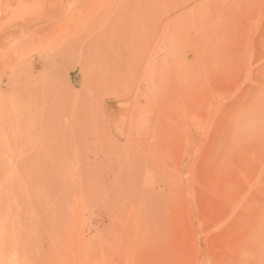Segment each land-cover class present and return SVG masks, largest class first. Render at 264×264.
Listing matches in <instances>:
<instances>
[{
  "label": "rangeland",
  "instance_id": "1",
  "mask_svg": "<svg viewBox=\"0 0 264 264\" xmlns=\"http://www.w3.org/2000/svg\"><path fill=\"white\" fill-rule=\"evenodd\" d=\"M263 86L264 0H0V264H241Z\"/></svg>",
  "mask_w": 264,
  "mask_h": 264
},
{
  "label": "bare ground",
  "instance_id": "2",
  "mask_svg": "<svg viewBox=\"0 0 264 264\" xmlns=\"http://www.w3.org/2000/svg\"><path fill=\"white\" fill-rule=\"evenodd\" d=\"M152 1H153V0H152ZM165 1H166V0H165ZM154 2H155V1H154ZM154 4H155V3H154ZM178 4H179V2H178ZM229 5H230V4H229ZM174 6L176 7V6H178V5H177V4L175 5V3H174ZM219 9H220V8H219ZM221 9H222V7H221ZM223 10H224V9H223ZM223 10H222V11H223ZM218 11H219V10H218ZM217 14H218V13H217ZM218 18H219V17H218ZM196 19H197V18H196ZM202 19H203V18H202ZM203 20H205V19H203ZM160 22H161V21H160ZM233 24H234V23H233ZM194 25H195V24H194ZM202 25H203V24H202ZM203 27H204V26H203ZM220 27H221V29H222V26H220ZM223 27H224V25H223ZM235 27H236V26H235ZM214 28H215V27H214ZM225 28H226V27H225ZM232 28H234V26H233ZM218 29H219V28H218ZM234 29H235V28H234ZM222 30H223V29H222ZM231 30H232V29H231ZM233 31H234V30H233ZM233 31H232V32H233ZM221 32H222V31H221ZM228 34H229V33H228ZM211 37H213V35H212ZM214 38H215V37H214ZM216 38H217V36H216ZM216 38H215V39H216ZM218 42H219V41H218ZM199 44H200V43H199ZM215 53H216V52H215ZM228 53H229V52H227V54H228ZM231 55H232V54H231ZM231 55H230V56H231ZM223 56H224V55H223ZM219 57H220V56H219ZM219 57H218V59H219ZM215 58H216V56L214 57V59H215ZM229 59L231 60L232 58L229 57ZM229 59H228V61H229ZM216 60H217V59H216ZM216 60H215V62H216ZM219 61H220V60H218L217 63H219ZM222 62H223V61H222ZM222 62H221V63H222ZM229 62H230V61H229ZM231 62H232V61H231ZM213 63H214V62H213ZM221 63H220V64H221ZM223 63H225V62H223ZM223 63H222V64H223ZM227 66H228V64H227ZM227 66H226V67H227ZM217 67H219V66H217ZM220 68H221V67H220ZM221 69H222V68H221ZM223 69H224V68H223ZM225 69H226V68H225ZM226 71H228V70L226 69ZM221 74H222V73H221ZM221 74H220V77L224 76V75L221 76ZM225 74H226V73H225ZM179 78H180V77H179ZM221 80H222V78H221ZM195 81H196V80H195ZM198 81H199V80H198ZM228 81H229V80H228ZM223 82L225 83L226 81L224 80ZM223 82H222V83H223ZM196 83H197V82H196ZM200 84H201V83H200ZM200 84H199V86H201ZM159 85H160V84H159ZM194 85H195V83H194ZM196 85H197V84H196ZM196 85H195V86H196ZM23 86H24V85H23ZM261 86H262V85H261ZM155 87H156V86H155ZM263 87H264V86H263ZM263 87H262V88H263ZM24 88H25V87H24ZM24 88H22V89H24ZM157 88H160V87L157 86ZM202 89H203V88H201V90H202ZM259 89H260V88H259ZM25 90H26V89H24V91H25ZM157 90L160 91V89H157ZM198 90H199V89H198ZM196 92H197V91H196V89H195V93H196ZM201 92H202V91H201ZM263 92H264V90H263ZM255 95H256V94H255ZM195 98H196V97H195ZM221 101L223 102L222 99H221ZM254 103H255V100H254ZM248 104H249V103H248ZM262 105H263V102H262ZM161 106H162V105H161ZM254 106H255V105H254ZM254 106H252V108H253ZM256 107H259V106H256ZM249 108H250V107H249ZM252 108H251V109H252ZM261 108H262V107H261ZM261 108H260V109H261ZM255 109H256V108H255ZM247 110H248V109H247ZM257 110H258V111H262V110H263V112H264V109H263V108H262V110H259V108H258ZM250 112H251V110H250ZM251 113H252V112H251ZM228 114H229V113H228ZM228 114H227V115H228ZM249 114H250V113H249ZM252 114H253V113H252ZM255 114H256V112H255ZM260 115H261V114H260ZM260 115H259V116H260ZM248 116H249V115H248ZM248 116H247V117H248ZM250 116H251V115H250ZM255 116H256V115H255ZM230 117H231V116H230ZM251 117H252V116H251ZM243 118H244V117H243ZM248 118H249V117H248ZM254 118H258V115H257V117H254ZM262 118H264V117H262ZM246 119H247V118H246ZM226 120H227V118H226ZM252 120L255 121V119H252ZM224 121H225V120H224ZM237 121H240V120L238 119ZM254 121H253V122H254ZM257 121H258V120H256V122H257ZM261 121H262V120H261ZM231 122H232V121H231ZM244 122H245V123H246V122L248 123V121H244ZM253 122H252V123L249 122L250 124H248V126H247L246 128H248V127L250 128V126H252L251 124L254 125ZM223 123H224V122H223ZM225 123H226V122H225ZM225 123H224V124H225ZM247 123H246V124H247ZM239 124H240V122H239ZM239 124H238V122H237V125H238L237 127H239ZM242 124H244L243 121H242L241 125H242ZM226 125H227V124H225V126H226ZM235 125H236V124H234V126H235ZM244 125H245V124H244ZM244 125H243V127H244ZM256 125H258V123H257V124L255 123V126H253V130H254V131L257 130V132H258L257 134L254 133V134H256L255 137H257V139H256L257 141H256V140L254 141V142L257 143V149H256L257 152H254V151H255V150H254L253 153H252V154H253L252 156H253V157H254V156L256 157V155H257V158H258V161H257L258 167H257V171H256V172L258 173V176H257L258 179H257V185H255V187H257V190H255V191L257 192L258 196H257V194H256L255 197H254V194H253V195H251V197H253L254 199H255V198H258V199H257L258 202H257V200L255 199L256 204L258 203V206L256 207V212H257V213L255 212L256 214L253 215V216H256V215H257V217H258V221H257V222H258V223L255 221V223H256V225H257V228H255V229H256L257 232H255V233L253 234V236L250 235L251 233H249L248 231H245V229H246V230H247V229L251 230L255 224H251V226H252V225H253V226H252L251 228H249L250 226H248L247 224H246L247 226H246V225H243L244 223L242 222V223H243L242 225H243V226H246L244 230H243V226L240 225V226H242V227H241V230H242V231H245V233L243 232V235H241L242 233L239 232V233H240V236H243V237H241V238H242V242H241V244H242V261L240 260V261H241V264H264V129H263V128H260L259 125H258V126H256ZM223 126H224V125H223ZM225 126H224V127H225ZM227 127H228V126H227ZM232 127H233V126H232ZM235 127H236V126H235ZM258 127H259V128H258ZM239 128H241V127H239ZM254 128H255V129H254ZM256 128H258V129H256ZM229 129H231L230 131L233 130V129L230 127V125H229ZM237 129H238V128H237ZM242 129L244 130V128H241L240 131H243ZM253 130H252V131H253ZM247 131H249V129H248ZM250 131H251V130H250ZM250 131H249V132H250ZM252 131H251V132H252ZM243 132H244V131H243ZM249 132H248V134H245V133H244V134H245V135H249V134H250ZM231 133H233V132H231ZM237 133H241V132H239V130H238ZM246 133H247V132H246ZM244 134H243V137L245 136ZM239 135H240V134H239ZM241 135H242V133H241ZM241 135H240V136H241ZM251 135H252V133H251ZM251 135H249V136L252 137V139H253V136H251ZM257 135H258V136H257ZM240 136H239V137H240ZM236 137H237V136H236ZM239 137H237V138H239ZM245 137H246V136H245ZM247 137H248V136H247ZM247 137H246V138H247ZM237 138H236L235 140H237ZM240 138H242V137H240ZM246 140H247V139H246ZM237 141H238V140H237ZM243 141H244V140H243ZM243 141H241L240 144L238 143V142H239V141H238V142H237V143L239 144L238 146L243 145V143H242ZM234 142H236V141H234ZM249 142H250V141H249ZM249 142H248V143H249ZM234 145H235V143H234ZM235 146H237V145H235ZM238 146H237V147H238ZM229 147L232 148L233 146L231 145V146H229ZM233 148H234V147H233ZM226 150H227V149H226ZM235 151H236V150H235ZM225 152H226V151H225ZM228 152H229V151H228ZM229 153H231V152H229ZM255 153H256V155H254ZM224 154H225V153H224ZM226 154H227V152H226ZM233 154H234V153H233ZM233 154H232V155H233ZM227 155H229V154H227ZM229 156H230V155H229ZM236 156H237V155H236ZM226 157H228V156H226ZM233 157H234V156H233ZM237 157H238V156H237ZM229 158H230V157H229ZM235 158H236V157H235ZM233 159H234V158H233ZM255 159H256V158H255ZM255 159H254V160L252 159V160L255 161ZM236 160H239V159L237 158ZM252 160H251V161H252ZM256 160H257V159H256ZM251 161H250V163H251ZM253 161H252V164H255L256 161H255L254 163H253ZM244 163L246 164L247 162H244ZM248 163H249V161H248ZM250 163H249V164H250ZM245 164H244V166H245ZM249 164H248V166H251V165H249ZM225 165H226V164H225ZM255 165H256V164H255ZM255 165H254V166H255ZM246 166H247V165H246ZM246 166H245V167H246ZM248 166H247V168H248ZM254 166L252 165L251 167H254ZM234 168H237V166H235ZM255 168H256V167H254V169H255ZM239 169H241V168H239ZM249 169H250V168H249ZM243 170H244V169H243ZM246 170H247V169H246ZM246 170H245V171H246ZM232 171H233V170H232ZM247 171H248V170H247ZM251 171L253 172V169H252ZM254 171H255V170H254ZM239 172H240V171H239ZM245 173H248V172H245ZM254 173H255V172H253V174H254ZM239 174H240V173H239ZM239 174H238V175H239ZM248 174H250V173H248ZM240 176H241V175H240ZM253 179H256V178L254 177ZM246 180H247V177H246ZM242 182L245 183L244 181H242ZM246 182H247V181H246ZM250 182H251V181H249V184H250ZM254 184H255V183H254ZM244 186H245V185H244ZM248 186H250V185H248ZM248 186H246L245 189H247ZM253 186H254V185H253ZM250 187H252V186H250ZM253 188H254V187H253ZM245 189L243 188L244 192H245V191H248V190H245ZM248 189H249V187H248ZM250 189H251V188H250ZM251 191H252V189H251ZM251 191H250V192H251ZM244 192H243V194H244ZM250 192L248 191V192H246V193L249 195V198H250V199H248V200H250V201H251L250 203H252V199H253V198L250 197V194H249ZM252 193H254V192L252 191ZM252 193H251V194H252ZM75 194H76V193H75ZM77 194H78V193H77ZM78 195H79V194H78ZM244 195H245V194H244ZM248 195H247V197H248ZM75 196L78 197L77 195H75ZM75 196H74V197H75ZM256 196H257V197H256ZM76 197H75V199L77 200ZM244 197H245V196H244ZM78 200H79V199H78ZM253 201H254V200H253ZM250 203H249V204H250ZM247 204H248V203H247ZM249 204H248L247 206H251V205H252V204H251V205H249ZM256 204L254 203L255 206H256ZM243 206H244V204H243ZM248 208H249V207H248ZM248 208H247V210H248ZM251 208H252V206H251ZM254 208H255V207H254ZM249 209H250V208H249ZM242 210H243V209H242ZM244 210H245V209H244ZM244 210H243V211H244ZM252 210H253V209H252ZM248 211H249V213L251 212L250 210H248ZM248 211H247V212H248ZM241 215L244 216V215H246V214H245V212H244V214L242 213ZM250 215H251V213H250ZM246 216H247V215H246ZM251 216H252V215H251ZM241 218H242V217H241ZM244 218H245V217H244ZM246 218H248V217H246ZM249 218H250V219H248V221L246 220L247 223H249L250 220H251V217H249ZM255 218H256V217H255ZM256 219H257V218H256ZM256 219H255V220H256ZM242 221H243V220H242ZM251 223H252V222H251ZM253 223H254V222H253ZM240 224H241V222H240ZM249 225H250V224H249ZM254 227H255V226H254ZM255 229H252L253 232H254ZM208 239H209V238H208ZM208 239H207V240H208ZM239 239H240V238H239ZM208 241H209V240H208ZM208 241H207V242H208ZM223 241H225V240H223ZM233 241H234V240H233ZM205 242H206V241H205ZM205 242H204V243H205ZM237 242L240 243V241H238V237H237ZM210 243H211V241L208 242L207 244H208V245H211ZM224 243H225V242H224ZM228 243H229V242H226V243L223 244V245L226 246V244H228ZM233 244H234V243H233ZM236 244H237V243H236ZM197 245H199V244H197ZM208 245H207L208 249H209V248H212V247H209ZM187 246H188V245H187ZM225 246H224V247H225ZM195 247H196V246H195ZM205 247H206V246H205ZM224 247H223V248H224ZM229 247H230V244H229ZM233 247H234V246H233ZM233 247H232V248H233ZM239 247H240V246H239ZM239 247H238V248H239ZM213 248H214V246H213ZM213 248H212V253H213V250L215 249V248H214V249H213ZM223 248H222V249H223ZM227 248H228V247H227ZM225 249H226V247L224 248V250H225ZM236 249H237V248H236ZM185 250H186V249H185ZM189 250H190V249H189ZM197 250H198V248H197ZM209 250H210V249H209ZM238 250H239V249H238ZM240 250H241V249H240ZM240 250H239V251H240ZM203 251H204V250H203ZM210 251H211V250H210ZM215 251H217V249H216ZM221 251H222V250H221ZM229 251H230V250H229ZM234 251H235V250H234ZM239 251H238V255H237V257L240 256V255H239ZM176 252L179 254V252H180V253H183L184 251L182 250V252H181V250H180V251L178 252V251L176 250ZM194 252L196 253V251H194ZM217 252H220V250L217 251ZM225 252H226V250H225ZM177 253H176V256H175L176 258H175L174 255H173V257H174L175 259H177ZM195 253H194V254H195ZM197 253H198V252H197ZM203 253H205V252H203ZM234 253L236 254V251H235ZM183 254H185V252H184ZM190 254H191V253H190ZM209 254H210V253H209ZM217 254H218V253H217ZM222 254H223V253H222ZM187 255H188V254H187ZM198 255H201V254L198 253ZM213 255H214L213 257L216 256L215 253H213ZM218 255H219V254H218ZM230 255H231V252H230ZM179 256H180V255H179ZM179 256H178V258L180 259L181 256H180V257H179ZM189 256H191V255H189ZM193 256H194V255H193ZM235 256H236V255H235ZM169 257H170V256H169ZM195 257H196V255H195ZM203 257H204V256H203ZM211 257H212V255H211ZM223 257H224V256H223ZM223 257L220 256L221 259H222ZM226 257H227V256H226ZM226 257H225V259H226ZM232 257H233V256H231V258H232ZM198 258H199V257H198ZM200 258H201V257H200ZM218 258H219V257H215L216 262L218 261V260H217ZM239 258H240V257H239ZM239 258H238V259H239ZM171 259H173V258H171ZM194 259H195V258H194ZM211 259H212V258H211ZM211 259H210V260H211ZM213 259H214V258H213ZM233 259H234V258H233ZM235 259H236V258H235ZM226 260H227V259H226ZM163 261H164V260H163ZM169 261L171 262L170 259H169ZM173 261H174V259H173ZM185 261H186V260H185ZM191 261H192V260H191ZM199 261H200V260H199ZM219 261H220V259H219ZM222 261H224V260H222ZM236 261H237V259H236ZM238 261H239V260H238ZM164 262H166V260H165ZM187 262H189V261H187ZM187 262H186V263H187ZM196 262H197V261H196ZM211 262H213V261H211ZM233 262H234V261H233ZM233 262H232V264H233ZM178 263H179V260H178ZM178 263H177V264H178ZM207 263H208V262H206V264H207ZM209 263H210V262H209ZM217 263H218V262H217ZM226 263H227V261H226ZM163 264H164V263H163ZM168 264H170V263L168 262ZM175 264H176V263H175ZM188 264H189V263H188ZM190 264H193V263L190 262ZM195 264H197V263H195ZM223 264H224V263H223ZM229 264H230V262H229ZM236 264H239V263H236Z\"/></svg>",
  "mask_w": 264,
  "mask_h": 264
}]
</instances>
